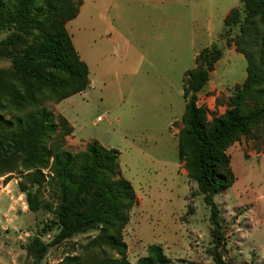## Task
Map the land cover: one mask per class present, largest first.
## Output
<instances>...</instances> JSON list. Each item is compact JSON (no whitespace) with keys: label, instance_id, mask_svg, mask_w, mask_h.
<instances>
[{"label":"rangeland","instance_id":"374dc122","mask_svg":"<svg viewBox=\"0 0 264 264\" xmlns=\"http://www.w3.org/2000/svg\"><path fill=\"white\" fill-rule=\"evenodd\" d=\"M235 8L242 10L240 0H82L80 15L67 24L93 85L60 107L83 140L74 144L73 135L65 136L63 148L80 153L84 141L97 140L120 152L122 174L137 195L123 230L131 264L147 256L153 244L163 247L166 264H216L210 209L179 159L178 135L186 72L197 67L204 48L216 45L223 51L199 94L210 120L230 108V98L247 77L248 62L234 44L240 26L226 27L223 21ZM0 76L19 87L11 62L1 54ZM19 103L9 93L0 94V123L34 111L29 107L22 113ZM256 103L252 98L247 106ZM42 104L60 116L59 103ZM228 154L236 182L216 197L225 229L224 260L264 264V124L241 137ZM43 172L46 181L30 188L43 206L37 212L29 210L19 187L31 186L29 172L19 168L0 177V264L31 263L25 248L31 240L40 235L50 243L58 233L59 191L48 177L51 171ZM98 233L79 234L51 248L42 264L68 257L98 262L100 251L86 249Z\"/></svg>","mask_w":264,"mask_h":264},{"label":"trees","instance_id":"16d2710c","mask_svg":"<svg viewBox=\"0 0 264 264\" xmlns=\"http://www.w3.org/2000/svg\"><path fill=\"white\" fill-rule=\"evenodd\" d=\"M81 2L0 0V54L11 62L19 86L0 76V94L9 93L19 100L22 113L34 108L24 117L14 116L0 123V177L19 168L29 172L31 186L19 187L32 212L43 207L30 189L46 181L43 171H51L48 177L59 191L58 233L50 243L35 236L25 247L32 262L25 264H42L51 248L95 230L99 233L86 249L97 248L102 258L93 264H131L123 230L137 195L122 174L120 152L98 141L89 142L80 153L65 150L61 139L72 136L74 128L65 117L56 116L42 104L45 100L60 103L91 87L89 68L67 30V24L79 16ZM240 2L242 10L233 9L223 21L226 27L240 26L234 44L248 62L247 77L230 98V108L210 120L209 109L199 105V94L223 51L216 45L204 48L196 58L197 67L186 72V106L178 135L179 159L210 209L216 264H227L222 252L225 229L216 197L236 182L228 150L264 124V0ZM252 98L257 103L248 107ZM55 136L61 138L50 144ZM146 250L147 256L137 264L168 263L161 245L153 244ZM59 264L82 263L79 257H68Z\"/></svg>","mask_w":264,"mask_h":264},{"label":"crops","instance_id":"0c3cea01","mask_svg":"<svg viewBox=\"0 0 264 264\" xmlns=\"http://www.w3.org/2000/svg\"><path fill=\"white\" fill-rule=\"evenodd\" d=\"M79 15H80V14H79ZM90 81H91V87H90V89H91L93 83H92V80H91V79H90ZM70 98H72V97H70ZM70 98H68V99H66V100H64V101H62V102H60V103L58 104L56 114H60V115L64 116V117L68 120V122L73 126V128H74V133H72L73 136L70 137V138H71V139L73 138V139H72V143L77 144V141H83V140L80 139V138L78 137L77 134H75V133H76V130H75V126H74V124L72 123V121L70 120V118L66 115V113H65L62 109H60V107L63 105V103H65L66 101H68ZM98 119H100V118H98ZM91 141H97V140L84 141V145L86 146V145H87L89 142H91ZM99 143H100V142H99ZM100 144H101V143H100ZM104 147H105V146H104Z\"/></svg>","mask_w":264,"mask_h":264},{"label":"built area","instance_id":"2783aa9c","mask_svg":"<svg viewBox=\"0 0 264 264\" xmlns=\"http://www.w3.org/2000/svg\"><path fill=\"white\" fill-rule=\"evenodd\" d=\"M98 121H101V119H98Z\"/></svg>","mask_w":264,"mask_h":264}]
</instances>
